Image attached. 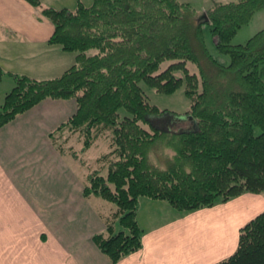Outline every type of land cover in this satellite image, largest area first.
Wrapping results in <instances>:
<instances>
[{"label": "trees", "instance_id": "trees-1", "mask_svg": "<svg viewBox=\"0 0 264 264\" xmlns=\"http://www.w3.org/2000/svg\"><path fill=\"white\" fill-rule=\"evenodd\" d=\"M26 1L53 25L47 43L74 53L75 61L51 79L9 73L14 85L0 106V128L44 100L75 101V112L49 138L87 170L82 196L113 206L105 231L92 237L111 263L142 246L141 197L185 213L244 193L264 196V29L243 45L230 44L264 0H211L207 20L178 0H92L74 10ZM205 23L217 50L229 56L226 66L205 46ZM6 74L0 69V82ZM141 83L159 94L184 85L189 108L169 119L176 130L143 125L166 112L149 103ZM98 142L105 151L89 160ZM214 264H264V210L239 229L234 253Z\"/></svg>", "mask_w": 264, "mask_h": 264}, {"label": "crops", "instance_id": "crops-1", "mask_svg": "<svg viewBox=\"0 0 264 264\" xmlns=\"http://www.w3.org/2000/svg\"><path fill=\"white\" fill-rule=\"evenodd\" d=\"M40 2L56 9L74 5ZM52 32L26 0H0V69L7 73L0 83L13 87L9 73L42 80L69 68L75 54L49 45ZM75 110L73 99H47L0 128V264H214L234 253L239 229L264 210L262 194L185 213L141 197L142 246L111 263L92 237L105 231L113 206L82 196L78 168L68 166L49 138ZM120 230L115 222L114 231Z\"/></svg>", "mask_w": 264, "mask_h": 264}, {"label": "rangeland", "instance_id": "rangeland-1", "mask_svg": "<svg viewBox=\"0 0 264 264\" xmlns=\"http://www.w3.org/2000/svg\"><path fill=\"white\" fill-rule=\"evenodd\" d=\"M54 1V0H53ZM183 3H189L195 10L203 14L204 10L206 8H209L211 6L212 1L211 0H178ZM216 2H231V1H237V0H213ZM74 5L71 6L68 9H75L78 6V3H81L85 6H88L92 3V0H73ZM60 3V2H55ZM62 3H65L64 0ZM60 5V4H55ZM68 5V4H65ZM264 29V9L256 12L248 24L241 26L237 31L236 34L231 39L230 44L231 45H243L249 38H251L255 33L258 31ZM202 36L204 39L205 46L209 52V54L219 63L223 66H226L229 63V56L227 54L221 53L217 50L215 45V36L211 32V27L209 23H205L202 25ZM88 53H93V50H90ZM169 61H165L161 64V68H165L168 65ZM187 67L190 72H196L197 69L193 63L188 62ZM25 75V74H22ZM177 76H182L181 72L176 73ZM12 85H14V80L11 77ZM141 87L143 88L149 103L156 105L160 110L165 111L166 115L164 117H161V120L159 118L154 119L153 116L148 117L147 121L143 123V125L147 129H152L154 127H157L159 129L167 130V127L169 124L171 130H176L177 124L170 122V118H174L173 114H183L188 108H189V101L186 98L184 94V85H181L179 89H177L172 94H159L154 92L152 89L148 88L146 85L141 83ZM12 87L7 88L3 83H0V106L3 102L4 96L6 93H8ZM119 113L124 116L126 115V112L121 109ZM167 120V121H164ZM169 123V124H168ZM168 124V125H166ZM181 126H187V122L185 120L180 121ZM260 132L259 129H255V133L258 134ZM71 143H75L74 140L71 141ZM76 144V143H75ZM72 145V144H71ZM79 146V144H77ZM105 142H98L96 146H93L88 152H87V158L92 160L96 156H98L99 153L105 151ZM76 148V146H74ZM170 153V152H169ZM63 159H65L68 163V166H74L78 168L77 171V181L81 187H83L84 182L86 181V174L87 170L85 168H81L79 163H76L72 157L70 156H61ZM64 161V160H63ZM65 162V161H64ZM66 163V162H65ZM263 195V194H262ZM109 205L112 207V204L109 203Z\"/></svg>", "mask_w": 264, "mask_h": 264}, {"label": "water", "instance_id": "water-1", "mask_svg": "<svg viewBox=\"0 0 264 264\" xmlns=\"http://www.w3.org/2000/svg\"><path fill=\"white\" fill-rule=\"evenodd\" d=\"M204 18H205V20H207V16L204 14Z\"/></svg>", "mask_w": 264, "mask_h": 264}]
</instances>
